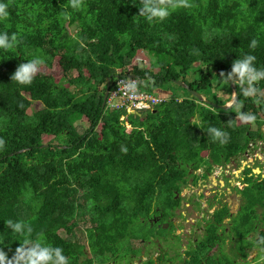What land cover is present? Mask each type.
Here are the masks:
<instances>
[{
  "label": "trees",
  "instance_id": "obj_1",
  "mask_svg": "<svg viewBox=\"0 0 264 264\" xmlns=\"http://www.w3.org/2000/svg\"><path fill=\"white\" fill-rule=\"evenodd\" d=\"M0 3L8 12L0 33L17 36L12 48H0V248L9 258L25 239L37 237L62 248L70 264L123 257L131 238H150L135 234L137 225L147 224L156 207L167 210L191 169L228 160L244 150L249 137L262 138L264 99L258 94L245 95L237 84V102L221 109L202 103L173 80L204 95L213 87L218 100L207 97L215 103L231 100L216 91H233L230 81L213 85V79L223 81L221 73H230L233 62L248 54L256 58L254 67L264 70V0H164L170 15L151 22L139 15V0H82L79 10L70 0ZM69 26L77 28L75 34ZM141 50L155 57L152 66L158 71L131 65ZM56 56L66 84L44 72L36 73L31 84L12 81L20 64L39 58L50 65ZM129 74L138 75L140 83L152 80V92L172 82L191 96L172 95L143 110L146 114L107 104L103 109L108 78L117 75L112 90L118 76ZM250 87L264 91V80ZM35 101L44 107L29 114ZM247 115L255 119L244 123ZM82 118L89 122L84 133L76 126ZM251 122L259 125L254 132ZM212 127L225 133L223 143L210 134ZM253 194L239 226L251 222L248 231L259 232L252 247L261 253L264 230L256 228L260 220L253 205L264 197L263 185ZM7 220H23L32 232L20 236L7 228ZM81 224L88 246L77 239ZM88 249L92 258L82 260ZM189 254L185 264H237L231 257L207 259L199 247Z\"/></svg>",
  "mask_w": 264,
  "mask_h": 264
},
{
  "label": "flooded vegetation",
  "instance_id": "obj_2",
  "mask_svg": "<svg viewBox=\"0 0 264 264\" xmlns=\"http://www.w3.org/2000/svg\"><path fill=\"white\" fill-rule=\"evenodd\" d=\"M249 139L244 150L230 159L221 163L211 161L210 165L191 169L174 200L167 203V210L156 207L149 215L148 223L154 229L150 238H140V248L131 245L132 253L128 254V259L122 258L121 264H145L152 260V264H160L163 258L167 260L166 264H175L180 262L179 259L175 262L179 254L184 259L181 263L185 264L192 258L189 252L198 247L207 259L220 261L231 257L235 261L238 256L241 261H248L252 242L259 236L255 237V233L259 232L248 231L251 222L239 225L244 210L252 207L255 186L263 185L264 188V148L255 145L252 136ZM253 208L258 214L256 220H260L255 224L256 228L264 230V197L256 201ZM171 227L174 235L157 237L162 229ZM244 231L247 232L245 235ZM176 235L184 237L180 247L167 245ZM244 243L242 248L238 247ZM138 257L139 261H136ZM105 264H116V260H108Z\"/></svg>",
  "mask_w": 264,
  "mask_h": 264
},
{
  "label": "clouds",
  "instance_id": "obj_3",
  "mask_svg": "<svg viewBox=\"0 0 264 264\" xmlns=\"http://www.w3.org/2000/svg\"><path fill=\"white\" fill-rule=\"evenodd\" d=\"M139 3V15L150 22L153 20L163 21L170 15L169 8L164 5V0H139ZM70 6L74 10H79L82 7V0H70ZM176 6L177 5L174 4L172 8ZM6 7L7 5L0 3V21L8 17ZM65 18H69L67 14ZM16 41L17 36L15 33L12 34L11 37H9L6 32L0 33V48L10 49L14 46ZM256 43L257 42L253 40L251 47L254 48ZM255 60V56L250 54L245 55L243 58H238L233 62L232 71L226 74L221 73V77L227 81L238 78V81L242 83L246 82L250 86L254 82L264 80V70H258L254 67ZM41 63L42 61L37 58L29 60L27 63L20 64L11 77L12 81L21 85L31 84ZM130 87L134 88V85ZM253 91L254 89L251 87L245 89V95H249ZM244 119L250 121L254 120L255 117L247 115ZM209 132L215 138L220 139L221 143L224 142L222 138L225 136V133L223 131L212 127L209 129ZM2 143L3 141H0V144ZM6 225L7 228L20 236L32 232L30 225L23 220H7ZM261 243H264V240H262ZM0 264H70V262L69 258L63 254L62 248L54 247L46 243L42 237H37L35 240L25 239L24 243L16 250L12 258H9L7 253L0 248Z\"/></svg>",
  "mask_w": 264,
  "mask_h": 264
},
{
  "label": "rangeland",
  "instance_id": "obj_4",
  "mask_svg": "<svg viewBox=\"0 0 264 264\" xmlns=\"http://www.w3.org/2000/svg\"><path fill=\"white\" fill-rule=\"evenodd\" d=\"M69 30H70V32L72 34H75L76 31H77V28L74 27V26H69ZM154 60H155V57L151 53H149L148 51L141 50L138 53L137 59L134 60V62L131 63V65H134L136 63L140 68H143V69L148 68V69H150L151 67L154 68L152 66ZM198 65L199 64H196V66H198ZM154 69H155V71H158L159 67L157 66ZM118 70H121V69L119 68ZM38 72H44V73H47V74H50V75L54 76L56 81L61 82V84H66L67 83L66 80L63 78L64 71L62 69V66L59 63V57L58 56H56L53 59V61H52V63L50 65L48 63H46V62H43L41 64V66L38 67L37 73ZM192 77H193V75L189 74L188 78L191 79ZM218 82L225 83L226 79H223V81H221V80L218 81V77L215 76L214 79H213V85H216ZM141 83H142V87L143 88H147L148 90L150 88H153L152 80H147L146 81L144 79V80L141 81ZM230 83H231V81H230ZM244 84H246V83H244ZM67 86H69V85L67 84ZM216 88H217L216 89L217 94L222 100L227 101L230 96H232V99H233L234 92H235L233 87H232L233 91L230 90L228 87H226L223 90H221L220 87H216ZM213 91H214V89L212 87L211 91H204V93H205L206 96H209L212 100H218L217 98H215L216 93H213ZM154 92L156 94L161 95V96L166 97V98L170 97L172 95H174V96L176 95L178 97H190L191 96L189 91H187L186 89H183L181 87H178L175 83H172V82L165 83V84L161 85L160 87L155 88ZM232 99L228 100L227 102L231 103ZM43 107H44V105L41 103V101H35V102H33V105L30 107L28 112H29V114H33L35 111H38V110L42 109ZM142 112H143L142 114H146V111H142ZM140 117H144V116H140ZM242 120H243L244 123L249 122V120H245L244 118ZM76 126H77V129L80 131V133H84L87 130V128L89 127V122L85 118H82V119H80V120H78L76 122ZM257 128H258V124L256 122H251V129H257ZM98 130H100V126L98 127ZM246 131L247 130H245L244 132H246ZM252 131L254 132L256 130H252ZM244 132H241V135L244 136ZM45 140L47 142L48 141L55 142L56 144L59 143V141L57 139L50 138V137H46ZM137 229H139V231H135L134 233L137 234L139 237H141L144 233L149 234V236H150L154 232V229L151 228L148 223L144 224V225L143 224L141 225V223H140L139 225H137ZM60 232L62 233V235L64 237H67V234H66L65 231L62 230ZM76 235L78 236L77 239H78L79 243H83L84 245L88 246V239H87V235H86V226L84 224H81V228L77 230ZM171 235H174L172 227L169 228V229L162 230L160 232V235H157V237L160 238V236H161V237L167 238V237H170ZM256 235H257V233H255V237H256ZM197 237H199V236H197ZM165 238H162L161 240L165 241ZM183 238L184 237H182L181 235H176V236L173 237V239L167 245L174 246L175 248H178V247H180L178 245L182 244ZM199 240H201L200 237H199ZM129 242L130 241H128L127 245H130ZM131 243H132V245L135 248H140L141 245H142V241H140L139 239L132 240ZM244 245H245V243L239 245L238 247L242 248ZM123 247H124V245L122 246V248ZM124 248H123V252L120 253V255L124 254L123 257H118V258H115V259H112V260H109V261L111 262V261L116 260V264H121V261L123 260L122 258L126 257V259H128V254L132 253V250H131V248L129 250L126 249V248L124 249ZM252 248H254V247H252ZM153 251H155V250H153ZM152 252H151V254H153ZM90 258H92V255L90 254V251L88 249L87 250V254L85 256H83L81 259L82 260H86V259H90ZM177 259H179L180 262H177L175 264H182L181 262L184 261L183 258H180V254L175 259V262H176ZM135 260L139 261V257L135 258ZM223 261L225 262L226 260H223ZM95 263H97L96 260H95L94 264ZM150 263L152 264V261H150ZM150 263H145V264H150Z\"/></svg>",
  "mask_w": 264,
  "mask_h": 264
},
{
  "label": "built area",
  "instance_id": "obj_5",
  "mask_svg": "<svg viewBox=\"0 0 264 264\" xmlns=\"http://www.w3.org/2000/svg\"><path fill=\"white\" fill-rule=\"evenodd\" d=\"M132 85L134 88L130 87ZM166 99V97L143 88L138 77L123 75L118 76L116 84L108 96L107 105L111 109H124L129 113H137L152 109Z\"/></svg>",
  "mask_w": 264,
  "mask_h": 264
},
{
  "label": "water",
  "instance_id": "obj_6",
  "mask_svg": "<svg viewBox=\"0 0 264 264\" xmlns=\"http://www.w3.org/2000/svg\"><path fill=\"white\" fill-rule=\"evenodd\" d=\"M114 76L117 77V75H111L109 78H108V81H107V88H106V92H105V95H104V101H103V105H102V108L104 109L106 107V104H107V99H108V96L110 94V91H111V87H112V80L114 78ZM129 76H134V77H138V75L136 74H129ZM176 84L178 85H181L183 86L184 88H186L187 90H189L191 92V94L195 97H197L199 99V101H201L202 103L206 104V105H209L211 107H215V108H221V109H229L231 107H233L235 105V103L237 102V99H238V92H237V84H240L242 87H244L245 89H248L250 88L249 86H247L246 84L238 81V78L236 79H233L231 80V85L234 89V97L232 99V102L229 103H225V104H218V103H215L214 101L210 100L207 96H205L204 94L200 93L199 91L195 90V89H192L191 86L183 81V80H173ZM252 88V87H251ZM254 89L253 92L257 93L259 96H261L263 99H264V91H258L256 90L255 88H252ZM45 146H48L47 144H45Z\"/></svg>",
  "mask_w": 264,
  "mask_h": 264
},
{
  "label": "crops",
  "instance_id": "obj_7",
  "mask_svg": "<svg viewBox=\"0 0 264 264\" xmlns=\"http://www.w3.org/2000/svg\"><path fill=\"white\" fill-rule=\"evenodd\" d=\"M261 120H263L264 122V114L262 115ZM257 129H252V130H257ZM261 131L264 133V125L262 126ZM253 139H254L253 143L255 145L260 147L262 146V148H264V134L262 135V138H260V136H257ZM235 262H237V264H264V250L260 253L258 249L253 248V250L250 252V258L248 261H241L240 258L236 256Z\"/></svg>",
  "mask_w": 264,
  "mask_h": 264
}]
</instances>
